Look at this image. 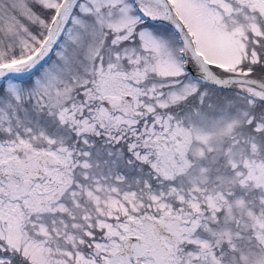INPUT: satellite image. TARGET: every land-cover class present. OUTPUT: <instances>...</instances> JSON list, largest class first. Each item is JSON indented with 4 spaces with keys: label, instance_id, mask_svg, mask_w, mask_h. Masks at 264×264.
Wrapping results in <instances>:
<instances>
[{
    "label": "snow or ice",
    "instance_id": "snow-or-ice-1",
    "mask_svg": "<svg viewBox=\"0 0 264 264\" xmlns=\"http://www.w3.org/2000/svg\"><path fill=\"white\" fill-rule=\"evenodd\" d=\"M0 264H264V0H0Z\"/></svg>",
    "mask_w": 264,
    "mask_h": 264
}]
</instances>
